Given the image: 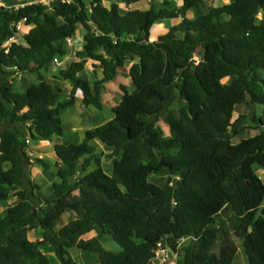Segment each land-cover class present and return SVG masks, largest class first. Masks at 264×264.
Masks as SVG:
<instances>
[{"label": "trees", "instance_id": "trees-1", "mask_svg": "<svg viewBox=\"0 0 264 264\" xmlns=\"http://www.w3.org/2000/svg\"><path fill=\"white\" fill-rule=\"evenodd\" d=\"M145 1L149 10L133 9ZM182 1L156 9L153 0H0V205L17 199L0 213V264H50L44 246L59 264H83L73 252L94 264H156L159 244L181 253L178 264H233L220 254L234 253L239 239L248 264H264V119L240 142L248 116L233 120L238 106H264V0L205 12V0ZM172 20L182 22L151 41L154 25ZM22 25L33 27L17 42ZM80 37L76 60L48 82L43 72ZM90 60L97 78L102 71L96 81L82 76ZM129 63L134 91L121 86L114 118L81 143H53L65 135L62 112L76 107L77 93L83 107L102 110L105 84ZM25 73L38 84L15 90L8 76ZM62 81L73 86L67 99ZM28 139L53 143L61 182L49 196L28 176ZM97 142L111 150V174ZM35 165L51 168L43 159ZM165 174L178 181L150 197L149 177ZM106 234L122 253L103 246Z\"/></svg>", "mask_w": 264, "mask_h": 264}, {"label": "rangeland", "instance_id": "rangeland-1", "mask_svg": "<svg viewBox=\"0 0 264 264\" xmlns=\"http://www.w3.org/2000/svg\"><path fill=\"white\" fill-rule=\"evenodd\" d=\"M28 0H17V3L15 4V7L23 6L25 3H27ZM49 1V0H48ZM70 1V0H67ZM165 0H153V2L156 4L154 7L157 9L159 4H162ZM171 2H176L178 6H182V2L180 0H169ZM232 0H205V9H202L201 12H205L206 9L209 6H218L222 5L224 3H229ZM114 0H103V3L106 6L111 7ZM86 3H89V0H86ZM89 5V4H88ZM2 4L0 3V7ZM122 8L127 10V8L124 7V5H121ZM152 7L150 5L149 1L142 2L141 4L133 6V9L135 10H149ZM199 10H196L195 12L190 13V17H196ZM182 22L181 20H172L170 22H164L161 25H154L152 33H151V41H158L160 37L164 35H168L172 33V27L175 26L177 23ZM33 26L26 27L25 25H22L20 27L21 33L17 37L16 41L23 39L24 34L28 33ZM80 33L83 34L82 29L80 30ZM83 37H80L75 40H71L68 42V47L71 49L70 56L67 58H64L62 61L53 64L47 71H44V75L46 76L48 82L54 83L57 78L60 77V70H64L68 68V65L74 60H76V52L81 50L83 45ZM203 52L202 49H199L198 52L195 54V61L197 64H199L202 60ZM96 66V63L93 61H89L86 65V71L84 74H82L84 79L90 80V81H96L97 79H100L102 75L101 70H97V74L100 75L99 78H97L94 67ZM127 66H131L132 64L129 63ZM130 68V67H129ZM129 77L128 71L125 67V69L120 70L118 78L109 84H105V90L103 92V103L104 108L102 110L96 109V108H87L82 106V94L81 92L77 93V104L76 107L67 111L62 112V123L63 128L65 130V135L62 138H57L53 143L57 144H66V143H81L83 140V136L85 131L91 130L94 128H97L101 126L104 123H107L108 121L112 120L114 117V113L112 111H109L105 106L107 105H115L119 102L120 99L123 97V92L121 91V86H127L129 88V93H132L134 91V87L132 82H130V79L127 80ZM8 81H10L17 91H22L26 86L30 84H38V77L36 73H25V74H14L8 76ZM63 82L64 85V98L67 99V97L70 95L71 90L73 86L69 82ZM180 103H172L170 105V110L177 112L179 108ZM89 111V112H87ZM93 116H92V115ZM240 114H246L248 116V119L246 120V129L243 131V133L236 139V142H240L242 138H249L251 136H254L258 131H256L255 128H257V124L255 121L259 120L260 118L264 119V106L256 105V106H238L235 109L234 119H237ZM110 119V120H109ZM158 128L162 130V132L165 135H169V129L167 125L164 122V119H159ZM74 127L80 128L81 130L78 131L77 134H74L72 129ZM22 129V134L25 137L27 129L24 127H20ZM27 152L31 156V160L28 165V176L32 180V182L40 187L39 192L43 194L44 196L50 195V187L53 182L59 183L61 182V179L58 176V172L61 168V165L56 160V157L54 153L52 152V146L53 144L50 142H33V140L28 139L27 140ZM97 145L99 147L101 155V162L103 165V168L108 174H111L112 167H111V150L107 149L103 144L100 142H97ZM36 159H43L48 161L51 164V168L49 170L38 168L35 165ZM178 181L177 177H174L171 174H165V175H151L148 180V186L146 188V192L149 194V196H153L156 191L160 190L162 187L166 186L167 184L175 185ZM16 197L13 196L12 199L7 203H2L0 205V213H2L8 206L15 204ZM70 217L67 215L65 217L64 223H68ZM95 236V234H91L85 239H90L91 237ZM30 238L32 240H36L35 234H31ZM191 241L185 240L182 244H188ZM101 242L103 246L115 253H122V248L119 244H117L111 235L106 234L103 235V238L101 239ZM238 246L236 248V251L234 253L230 252H222L220 254L221 260L226 259H232L234 262L233 264H248V258L246 253L244 252L242 248V241L241 239L237 242ZM44 253L48 255L50 258V264H59L54 256V252L50 246H44L42 247ZM73 257L76 259V261L83 263V264H94L93 260H86L83 256L77 254L76 252H73Z\"/></svg>", "mask_w": 264, "mask_h": 264}, {"label": "built area", "instance_id": "built-area-1", "mask_svg": "<svg viewBox=\"0 0 264 264\" xmlns=\"http://www.w3.org/2000/svg\"><path fill=\"white\" fill-rule=\"evenodd\" d=\"M63 59L56 58L55 63L62 61ZM185 240L182 241V243ZM181 243V244H182ZM181 258L180 252H174L169 247H165L163 244H159L156 250L155 263L156 264H178Z\"/></svg>", "mask_w": 264, "mask_h": 264}, {"label": "crops", "instance_id": "crops-1", "mask_svg": "<svg viewBox=\"0 0 264 264\" xmlns=\"http://www.w3.org/2000/svg\"><path fill=\"white\" fill-rule=\"evenodd\" d=\"M181 2H182V5H183V1L182 0H180ZM129 67H131V66H127L126 67V69H127V71L129 70ZM130 78H127V80H129ZM130 82H131V80H130ZM106 87V86H105ZM80 92V91H79ZM78 92V93H79ZM103 92H104V90H103ZM82 94V93H81ZM103 97V96H102ZM82 99H83V97H82ZM121 100L122 99H120L119 100V102L117 103V104H115V105H107V106H105L109 111H112L113 113H114V111H113V109L117 106V105H119V103L121 102ZM89 108H87V110H88ZM87 112H89V111H87ZM92 115V114H91ZM114 115V114H113ZM93 116V115H92ZM114 118V117H113ZM110 120V119H109ZM111 121V120H110ZM109 122V121H108ZM96 128H94V129H91V130H95ZM79 130H81L80 128H77V127H74L73 129H72V131H73V133L74 134H77L78 133V131ZM82 131V130H81ZM57 137V136H56ZM56 137H54V141L56 140ZM58 138V137H57ZM53 144V143H52ZM70 144H72V143H66V144H64V145H70ZM74 144V143H73ZM76 144H78V143H76ZM233 262V261H232ZM234 263V262H233Z\"/></svg>", "mask_w": 264, "mask_h": 264}, {"label": "water", "instance_id": "water-1", "mask_svg": "<svg viewBox=\"0 0 264 264\" xmlns=\"http://www.w3.org/2000/svg\"><path fill=\"white\" fill-rule=\"evenodd\" d=\"M34 214L36 213V209H33Z\"/></svg>", "mask_w": 264, "mask_h": 264}]
</instances>
